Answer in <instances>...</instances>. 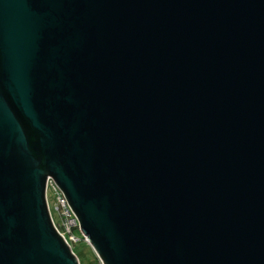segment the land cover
<instances>
[{"label": "water", "instance_id": "1", "mask_svg": "<svg viewBox=\"0 0 264 264\" xmlns=\"http://www.w3.org/2000/svg\"><path fill=\"white\" fill-rule=\"evenodd\" d=\"M264 264V0H0V264Z\"/></svg>", "mask_w": 264, "mask_h": 264}, {"label": "built area", "instance_id": "2", "mask_svg": "<svg viewBox=\"0 0 264 264\" xmlns=\"http://www.w3.org/2000/svg\"><path fill=\"white\" fill-rule=\"evenodd\" d=\"M44 197L52 224L70 250L73 252V247L78 242L85 241L88 243L86 236L80 230L75 213L51 177L46 179ZM50 198L52 203L49 201Z\"/></svg>", "mask_w": 264, "mask_h": 264}, {"label": "rangeland", "instance_id": "3", "mask_svg": "<svg viewBox=\"0 0 264 264\" xmlns=\"http://www.w3.org/2000/svg\"><path fill=\"white\" fill-rule=\"evenodd\" d=\"M52 203V199H49ZM73 253L78 258L79 264H101L93 248L85 241L78 242L73 247Z\"/></svg>", "mask_w": 264, "mask_h": 264}]
</instances>
